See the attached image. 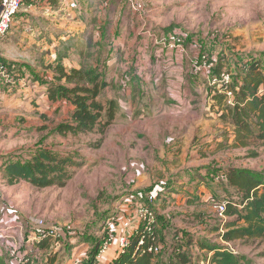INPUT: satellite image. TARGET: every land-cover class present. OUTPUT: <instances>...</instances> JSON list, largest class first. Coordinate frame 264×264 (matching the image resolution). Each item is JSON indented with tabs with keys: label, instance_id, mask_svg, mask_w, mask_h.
<instances>
[{
	"label": "rangeland",
	"instance_id": "374dc122",
	"mask_svg": "<svg viewBox=\"0 0 264 264\" xmlns=\"http://www.w3.org/2000/svg\"><path fill=\"white\" fill-rule=\"evenodd\" d=\"M3 2L4 0H0V5ZM82 2L81 10L72 12L69 16L66 14L67 1L64 3V0H57L52 3L50 0H24L16 13L15 24L13 23L8 35L6 34L7 36L0 41V60L4 63L8 75V78L0 75V157L4 156L0 163L9 160L31 161L40 151L56 157L57 162L68 159L62 166H56L54 173L51 174L55 176L54 182L47 186H36L25 180L8 185L1 177L0 166V216L2 215L0 223L3 215L6 214L8 220L5 219L7 221L3 225L9 226L8 234L15 237L2 240L3 236L0 235L2 245H5L6 240L22 244L21 239L17 238V233L25 231V225L30 229L34 228V225L36 227L39 218L47 224L52 223L57 228H62L57 238L50 239L56 242V246L61 243L57 239L67 232H73L75 235L70 239L71 242L77 241L78 234L83 232L90 233L87 238L94 246L101 245L103 239L95 244L96 241L92 238L95 237L96 232H100L101 238L106 235L108 230L104 227L108 219L112 218L110 220L112 224L118 223L115 210L116 206L118 207L117 203L123 201L121 198L131 191L137 181L144 179L146 182L140 185L145 189L153 184L150 182L151 177L159 176L158 182L155 183V186H158L166 180V176H171L154 175V172L168 173L183 165L187 170L188 158L184 159L182 156L183 149L186 150V146L182 143L184 137L167 142L169 151L166 158L160 154L161 157H158L157 154L150 153L149 149L156 147L152 141L154 137L151 139V135L144 130L142 123L150 116L148 115L150 110L145 109L146 103L159 96L155 91L152 95L148 92L141 95L139 89L132 90L133 85L127 84L130 83L129 74L133 70L144 73L148 89L159 84L161 79H154L156 85L152 79L160 75V68L181 70L180 63L183 56L180 53L179 63H175L171 62V57L167 59L171 52L162 47L157 48L158 40L155 39L164 31L186 34L187 50H191L192 41H196L200 50L215 59L212 70L220 64L222 71L230 72L235 80L242 78L246 67L244 63H250L252 55H257L260 68L264 71V0H110L102 8L98 7L99 0H78L79 4ZM77 21L84 26L80 29L72 27L71 24L75 25L74 22ZM115 23L117 27L114 26ZM114 27L115 40L123 41L122 50L126 47L129 49V56L124 60H120L115 54V47L111 45L109 52L107 43H105L107 47L96 45L93 48L85 45L90 41L102 42L106 39V35L113 36V31L109 30H114ZM110 38L106 39V42H109ZM137 43L140 45L139 50L142 55L138 63L130 60L134 45ZM53 44H56L58 54L68 50L74 57L79 54L73 51L76 52V49L84 47L83 51L90 53V56L82 60H86L87 63L91 61V65L100 68H102L101 58H106L107 61L110 57L109 62L103 65L107 67L105 74L111 86L105 88L103 93L104 96L109 97V100H115L118 107L112 123L106 128L101 129L97 125L90 131L75 135L61 134L55 130L58 124L68 120L67 117L72 110L68 104L60 106L55 103L49 105L46 103L43 108L41 100L45 87L43 82L52 81L50 80L52 68L49 63L42 60L48 55L47 46H52L51 51H53ZM165 53L168 56L163 58ZM153 55L158 57L154 58ZM160 58L163 60L161 61ZM184 61H186L184 70L200 81L198 86L206 89L207 84L202 82L205 77L192 71L191 59L187 58ZM154 70L155 72H152ZM33 75L42 83H39ZM174 75L168 74L167 77ZM173 78L179 83V79L175 76ZM34 90H37L36 94L31 95ZM126 91L128 94L125 95ZM200 92V96L204 94L203 91ZM33 98L32 107L30 101ZM192 99L196 100L197 96L190 95V100L193 101ZM35 100L38 106L34 103ZM99 100L105 103L107 98H99ZM130 105L133 112L138 109L136 116L131 118L126 117L125 114L126 108L130 111ZM141 107L145 112L147 111V116L143 119L138 116ZM179 111L182 113L185 109L181 107ZM102 118L105 119L104 113ZM220 123L221 126L217 125L216 120L208 117L198 122L203 133L206 129V138L208 134L212 135L217 130L220 131L218 134H222L223 131L229 133L227 129L229 126ZM140 132L148 134L149 137L145 135L139 138ZM230 132L235 134L234 128ZM42 136L45 139L42 140ZM129 138L138 142L125 141ZM213 141L209 145L213 149L212 152H206L211 157H203V162H198V164L205 163L204 174L199 175L202 179L200 181L208 185L207 189H210L211 185L216 186L215 197L219 198L217 199L219 201L224 199L228 202L238 199L240 194L225 183L223 170L231 165L263 170L264 141L253 140L251 146L240 149L229 146L232 142L219 148L217 142ZM146 143L150 148H144ZM177 145L180 147L178 148ZM175 147L180 158L175 157L173 160L170 156ZM212 153L215 154L214 157ZM133 154L144 158H134ZM161 176L164 178L160 179ZM189 178L184 179L186 181ZM155 186L153 184L151 190ZM208 203L213 208L212 202L208 201ZM214 217L221 228L229 219L226 214L224 218L220 217L216 211ZM176 235L171 238L173 241L170 249H172L161 255L158 264H210L211 254L198 251L194 247L193 250L190 249L189 246L193 241L189 238L185 242H177L179 246L182 245L183 252L175 254L172 245L177 240ZM202 235L209 238L212 243H218L235 253L244 255L247 260L242 264H264L262 238L224 241L218 233L205 232ZM62 247L57 253L65 251L66 248ZM44 253L45 251L38 255L41 260H44ZM179 255H183V259ZM35 263L40 264L39 260H35Z\"/></svg>",
	"mask_w": 264,
	"mask_h": 264
},
{
	"label": "crops",
	"instance_id": "0c3cea01",
	"mask_svg": "<svg viewBox=\"0 0 264 264\" xmlns=\"http://www.w3.org/2000/svg\"><path fill=\"white\" fill-rule=\"evenodd\" d=\"M51 1V0H50ZM57 1V0H55ZM67 1L68 6H66V14L70 16L72 12L75 13V11H80L83 7V2L81 4L78 3V0H64ZM110 0H99V8L104 7L109 3ZM74 15V14H73ZM72 15V16H73ZM75 25H72L74 28H82L84 24L77 21L74 22ZM15 24V23H14ZM115 27H117V24H114ZM114 27V30H109L110 32L113 31V36L106 35V39L110 37H114L116 28ZM104 39L102 42H94L95 46L101 45L104 47H107L105 43L109 46V52L111 50V46L115 47V50H117L119 47L122 48V42L123 41H111V38L109 42H106L107 40ZM86 45V44H85ZM111 45V46H110ZM46 49V59L42 60L43 62L47 63H54L58 56V50L56 51V44H53V51H51L52 46ZM84 47H81L80 49H76L73 51L75 54H79L83 50ZM135 50H138V46L134 45ZM71 49V48H70ZM74 49V48H72ZM106 51V48H105ZM108 52V55H109ZM63 58L61 60L63 66L66 70H69L73 66L79 65V62L81 61L80 57L73 54H70L69 51L62 53ZM96 54V53H95ZM107 55V53H106ZM165 55H167L165 53ZM172 55V54H171ZM168 56L167 59L170 57L172 58L171 62L179 63V61L175 60L172 56ZM157 56V55H156ZM160 56V55H159ZM158 57V56H157ZM163 58H166V56H163ZM163 58H160L162 61ZM106 59V58H105ZM104 58H101L102 60V68L106 69L107 67L103 64H107L109 62V59L105 61ZM170 62V61H169ZM181 70L177 69V71H173L172 69H165L163 71L160 70V75H156L155 80L161 79L159 84L157 86H153L151 89H148L146 81L145 86L141 87V76H136V87L133 85L132 90L139 89L140 92H148L150 95L153 94V92H157V96L159 98H154V100H148L146 103L145 109H149V118L143 120L142 127L145 128L144 130L149 132V135H151V139L154 137V143L155 148H151L150 153L152 155L157 154L158 157H165L168 154V143L172 139L178 140L181 137H184V141L182 142L183 145L186 146L183 149L184 159L188 158V164L187 170L181 166L178 169L174 168L172 171L167 172H154V175H162L167 174L171 176H166L165 181H160L161 184L158 186H155V183L158 182L159 176L151 177L150 182L154 184V188L151 190V186H146L147 188H142L140 185L141 183H144V179H140L136 182L134 187L129 191V193L121 198L123 201H118L116 206V216H117V224L114 222V224L110 223L111 219H108L104 229L110 228L114 231V241L110 245V247L105 251L104 254V260L105 264H111L117 257H118V243L120 238L122 237H129L132 238L136 233L137 228V215H136V209L139 204L142 202H147V196L150 193H154L155 198L151 203V206L154 208L157 218V235L158 240L160 244L164 247V253L166 251H170L171 243L173 235H176L178 238L179 236L182 237L180 240V243L185 242L189 239H192L193 244L190 245V249H198V251L206 252L208 254H211L212 252H209L205 250L204 248H200L197 244L199 239L204 238L209 242H212L209 240V238L202 235L203 233L207 232L208 234L211 233H218V235L221 237V233L223 229L221 226L218 225L216 222L215 211L208 203V198L210 196H217V190L216 186L211 185L207 189L208 185L204 184L202 179H200L199 175L204 174V164L205 163H199L203 162V157H211L210 155H207V151L212 152V147L209 146L212 144V141L214 143L217 142L219 145V148H222L226 146V144L231 143V147L233 149L237 148H246L249 146H236L234 143H236V140H234V134L231 131H233L234 126H232V122L230 121L229 115L227 114V111L224 109V100H219V98L215 99V95L220 94L218 92L217 85H211L206 78L202 82L207 84L206 89H203L199 85L200 81H197L195 77L188 74L186 70H184L183 62L180 63ZM154 72V71H152ZM185 72V74H183ZM141 73V72H140ZM139 74V73H138ZM154 73H152L153 75ZM168 74H175L174 76L179 79V83L176 82V80L173 78L174 76L168 78ZM202 77V76H201ZM154 85L157 84L156 81L152 79ZM39 89V88H38ZM45 90V87H44ZM200 91H203L204 94L200 96ZM37 90H34V92H31V95H35ZM142 95V94H141ZM190 95L197 96L196 100L191 101ZM33 99H31V106L33 107ZM43 108L45 107L47 100L45 96L43 95L41 97ZM35 104L39 105L36 100L34 101ZM184 108L185 111L180 113L179 108ZM38 109V108H37ZM144 108L139 109V118L143 119V117L147 116V111L145 112ZM137 108L135 112L132 111V107L130 105V111L128 108L125 109L126 117L131 118L132 116L135 117L137 114ZM209 111V113H208ZM124 112V111H123ZM180 113V114H179ZM223 113H226L225 116L222 115ZM206 117L216 120L217 125L221 126L220 122H222L223 125H227V129H229V133L227 131H223L222 134H218L220 131L217 130L212 135L208 134L207 138L205 137L206 129H200V125L198 124L199 120L204 121V118ZM202 118V119H200ZM225 121V122H224ZM129 121L127 120V123ZM138 135L140 136H147L148 134L142 133ZM217 134L219 136H217ZM224 135V138L222 136ZM127 137V136H126ZM149 137V136H147ZM124 139V138H123ZM121 140V139H120ZM136 141V139H127L125 141ZM121 142V141H120ZM138 142V141H136ZM228 142V143H227ZM167 146V147H166ZM178 148L180 145H177ZM144 148H150L148 143H146V147ZM143 148V149H144ZM174 150V152H173ZM172 150V155L170 156V159L175 160V157H179V153L177 151V147H175ZM121 151V150H119ZM125 152V150H122ZM132 151V150H130ZM177 151V152H176ZM150 153H148L149 156L153 157ZM135 154V153H134ZM134 158H144L142 156H136L134 155ZM161 156H160V155ZM138 155V154H137ZM215 154L212 153V157H214ZM162 157V158H163ZM180 158V157H179ZM135 164V163H133ZM198 164V165H194ZM207 164V163H206ZM182 165V163H181ZM231 167H237L236 165L228 166L226 169ZM224 169V168H223ZM186 174V175H185ZM185 175V176H184ZM182 177V178H181ZM189 178L188 180L184 178ZM164 178V177H163ZM162 176L160 179H163ZM148 184V183H147ZM150 188V189H148ZM151 191V192H150ZM126 194V193H125ZM2 216V215H1ZM0 216V218H1ZM6 214L3 215V219L5 220ZM168 217V218H167ZM215 227H218L217 230H213ZM222 230H221V229ZM33 231L34 228L30 229L27 225H25V231H21L17 233V237L23 236L24 238H27V242L24 244L26 247L24 249L29 252L30 255V261L28 264H37L35 263V260H39L40 264H86L87 259L89 258L90 252L93 248V244L89 242V239L87 236L90 235V233H83L80 232L77 236V241L71 242V238L75 237L73 232H67L65 235L60 236L57 240L58 242H61L59 245L56 246L55 241H50L49 246L45 248H40L37 246L35 240L33 239ZM220 232V233H219ZM25 233L27 236H25ZM76 234V233H75ZM86 234V235H84ZM95 237L92 239L97 240V238H100V232L95 233ZM74 235V236H72ZM86 236L85 238L83 237ZM29 236V239H28ZM72 236V237H71ZM80 239H84L85 241L80 242ZM79 244H76V243ZM96 244L98 242L96 241ZM56 247H55V246ZM198 245V246H197ZM220 245V244H219ZM64 246L65 251L58 252V249L63 248ZM174 244L172 245V247ZM184 248V247H183ZM185 249V248H184ZM82 251L81 253L79 252ZM45 251V257L44 260H41L38 255ZM78 251V253H77ZM72 252V253H71ZM57 253V255H56ZM165 260V259H164ZM0 264H4V256L2 254V248L0 247Z\"/></svg>",
	"mask_w": 264,
	"mask_h": 264
},
{
	"label": "trees",
	"instance_id": "16d2710c",
	"mask_svg": "<svg viewBox=\"0 0 264 264\" xmlns=\"http://www.w3.org/2000/svg\"><path fill=\"white\" fill-rule=\"evenodd\" d=\"M51 2L55 3V0H51ZM164 33L165 31L162 34ZM7 35H5V37ZM114 40L115 37L111 38V41ZM94 42L97 41L88 42L86 47L93 46L94 48ZM153 42L154 40L152 43ZM195 45H198V43L195 42ZM136 46H138V50H135V48L133 49L132 58L130 60L138 63L142 55L139 50V43H137ZM159 47L161 46L157 48ZM128 50V47L124 50L119 47L115 54L119 56L120 60H124L126 56H129ZM197 50L199 51L200 48H194L193 52ZM171 54L175 60L177 59L179 61V53L171 52ZM62 55L63 54H58L56 61L54 63H49V66L52 68V79L50 78L52 81L45 82L42 79L45 84L44 96L48 105L49 103H55L60 106H66L68 104L72 110L70 116L67 117L68 120L58 124L55 130L61 134L71 133L75 135L90 131L97 125L100 126L101 129L106 128L112 123L115 117L118 103L104 96V89L111 86L109 80L106 78L105 69L100 68V66H98V68L94 64L91 65V61L87 63L86 60H82L83 58L88 59L90 56V53L87 54V52L85 53L82 50L79 52V57L81 59L79 65L66 70L61 62L63 58ZM181 55L183 56L181 63L183 62L184 64L186 63L184 60L188 57L183 54ZM155 56L156 55H153L154 58ZM165 56L167 57L168 55ZM252 56L253 57L249 60L250 63H244L246 67L244 68L245 71L242 78L237 80L234 79V84H232L236 93L234 106L225 105L224 107L234 126V140H236L234 145L242 147L252 145L251 142L253 140L264 141V91H260V87L264 83V71L260 68V61L257 55ZM132 66L134 67L135 64ZM220 69L221 65L219 64L218 67L213 69V73L218 74L222 70ZM192 71L195 73L194 69H192ZM129 76L130 83H127L128 86H130V84L136 85V76H141V87L145 86L146 79L144 73L141 72L138 74L137 70H133L132 73L130 72ZM33 77L35 76L33 75ZM35 78L38 79L37 81L39 83H42L38 77ZM155 78L156 76L153 80ZM60 81H64V83H60ZM145 91L140 93L143 94ZM126 94H128V91L125 92V95ZM99 98H107V101L103 103L104 101H100ZM214 98L224 100V95L220 93L215 95ZM103 113L105 114V119L102 118ZM225 114L226 113H223L222 115L225 116ZM42 125L45 127L44 124H41V126ZM42 137V140L45 139L44 136ZM3 158L4 156H1L0 160ZM67 161L68 159H64L57 162L56 157H52L47 152L40 151L37 155L33 156L31 161L21 162L19 160H9L5 163L2 161L0 163L2 168L1 177L8 185H13L19 180H25L36 186H47L54 182L53 178H55V176L53 177L51 174L54 173L56 166H62ZM223 173L226 177V182H224L228 183V186L233 187L240 196L238 199L228 201L226 205L225 214L229 219L223 223L221 238L224 241H234L235 239L243 238L264 239V169L259 171L247 167H231L226 170L224 169ZM213 198L215 200L219 199L212 195L208 198V201L211 202ZM5 219H7V217H5ZM7 220L3 219L0 226L5 224ZM217 229L218 227H215L213 230ZM25 236H27L26 233ZM104 237L105 234L102 238H99L98 243L100 239ZM181 238L182 237L179 236L177 240L174 241L173 250L175 254H179L182 251V245L179 246L177 244V242L180 243ZM157 241L159 242L158 235ZM1 242L0 247L2 248V254L4 256V264H6L7 244L5 241V245H2ZM35 242L40 248H45L49 246L50 239L45 238ZM136 242L137 234L130 238V244L125 252L119 254L111 264H158L159 258L164 254V252H162L164 251V247L161 252L156 254L150 252L140 253V251H135ZM197 244L200 248L212 252L210 264H242V262L247 260L244 255L235 253L218 243L209 242L204 238L199 239ZM176 246H179V248H176ZM23 247L26 246L23 245L22 248ZM99 247V244L93 246L86 264H93ZM27 254L30 261L29 252ZM179 256L181 258L183 257V255Z\"/></svg>",
	"mask_w": 264,
	"mask_h": 264
},
{
	"label": "built area",
	"instance_id": "2783aa9c",
	"mask_svg": "<svg viewBox=\"0 0 264 264\" xmlns=\"http://www.w3.org/2000/svg\"><path fill=\"white\" fill-rule=\"evenodd\" d=\"M24 0H4L0 5V41L5 37L7 32L10 30L11 26L14 23L16 13L20 9ZM187 35L177 31H169L168 33L161 34L155 40H158L159 46L165 48L168 52L180 53L186 55L192 61V67L195 73L202 75L211 85H217L218 92L224 95V102L226 105L234 106L235 103V90L232 87L234 84V78L232 74L228 71H220L218 74L213 73V66L215 65V59L210 57L202 50L194 51V48L199 47L195 45L196 41H192L191 50H187L185 47ZM191 56H190V55ZM212 71V72H211ZM0 75L2 77L8 78L7 69L5 68L4 63L0 60ZM261 90L264 91V83L261 85ZM154 193H150L147 196V202H142L137 206L136 215H137V242L135 251H140V253L150 252L156 254L161 252L163 249L162 244L157 241L156 234V224L157 218L154 208L151 206L152 201L154 200ZM214 210L218 215L224 218L226 205L228 202L225 200L219 201L214 198L211 199ZM9 226H0V235L3 238H15L8 234ZM61 227L57 228L54 224H47L42 218H39L37 225H34L33 239L35 241L49 238L54 239L59 236L61 233ZM106 231V235L103 238V241L99 247L98 253L94 258L93 264H105L104 254L105 251L110 247L114 241V231ZM22 244L14 243L12 241L6 240L7 249H6V264H28L29 256L28 252L22 248V246L28 241L23 236H19ZM29 239V236H28ZM130 244L129 237H122L118 243V255L125 252L127 247ZM203 264V263H202Z\"/></svg>",
	"mask_w": 264,
	"mask_h": 264
}]
</instances>
